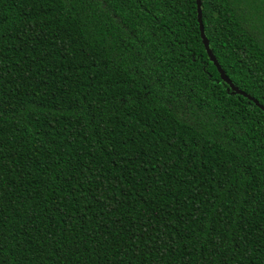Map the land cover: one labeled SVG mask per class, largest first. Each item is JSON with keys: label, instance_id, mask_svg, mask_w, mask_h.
Returning a JSON list of instances; mask_svg holds the SVG:
<instances>
[{"label": "trees", "instance_id": "obj_1", "mask_svg": "<svg viewBox=\"0 0 264 264\" xmlns=\"http://www.w3.org/2000/svg\"><path fill=\"white\" fill-rule=\"evenodd\" d=\"M264 107V0H200ZM0 264H264V111L196 0H0Z\"/></svg>", "mask_w": 264, "mask_h": 264}, {"label": "water", "instance_id": "obj_2", "mask_svg": "<svg viewBox=\"0 0 264 264\" xmlns=\"http://www.w3.org/2000/svg\"><path fill=\"white\" fill-rule=\"evenodd\" d=\"M196 4H197L198 23H199V27H200V33H201L202 42H203V44L205 46V49H206L207 54L210 57V60L213 62V64L216 66L218 72L220 73L221 78L229 85V87L232 89V91H234L235 93L240 94V95L248 98L249 100L253 101L256 106H258L260 109H262L264 111V107H262L254 98H252L248 94H245V93L241 92L239 89H237L229 81V79L225 75V73L222 70L221 66L219 65V63L217 62V60L214 57L213 53L211 52V50L209 48V45H208V42L206 40V37H205V34H204L203 25H202V19H201V3H200V0H196Z\"/></svg>", "mask_w": 264, "mask_h": 264}]
</instances>
